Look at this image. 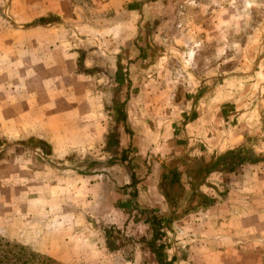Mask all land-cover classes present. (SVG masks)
<instances>
[{"label":"rangeland","instance_id":"1","mask_svg":"<svg viewBox=\"0 0 264 264\" xmlns=\"http://www.w3.org/2000/svg\"><path fill=\"white\" fill-rule=\"evenodd\" d=\"M146 2L0 0V237L33 264H264V0Z\"/></svg>","mask_w":264,"mask_h":264},{"label":"crops","instance_id":"2","mask_svg":"<svg viewBox=\"0 0 264 264\" xmlns=\"http://www.w3.org/2000/svg\"><path fill=\"white\" fill-rule=\"evenodd\" d=\"M66 1H69V0H61V2H66ZM94 2H100V3H102L103 1H107V2H111V0H93ZM144 0H112V5H115V4H118V3H124V2H128L129 4H132V3H135V2H143ZM163 1L164 0H150V2L151 3H153L154 5L153 6H155V3L157 2H161V3H163ZM148 5H149V0H147V2H146ZM146 4V5H147ZM62 5H64L65 6V3H63ZM141 5H143V4H141L140 3V9H139V11H140V15L141 14H143V8L141 7ZM145 5V6H146ZM133 7V6H132ZM132 7H130L129 8V12H131V10L133 11V8ZM146 9V8H145ZM55 10H58V9H55ZM125 11H126V9H125ZM61 12H66L65 10H63V9H61ZM144 16H145V13H144ZM152 20H155L156 22L157 21H159V15H157V14H155L154 15V17L152 16ZM143 23H144V21H142V23L141 22H139V24L137 25V28H138V30H137V32H136V34L137 33H139L140 32V30H141V28H144V26H143ZM129 26L130 27V24H127V23H125L124 24V26ZM179 96L181 97V95H180V93H177V99L179 98ZM185 108H183L182 109V111L184 110ZM186 113H188L187 111H186ZM182 119H184L185 120V118H187L186 116L185 117H181ZM180 121V120H179ZM180 124H182V125H184L183 124V121H180ZM174 130L176 129V128H173ZM181 128H178V131L180 130ZM182 129H183V127H182ZM144 131H146V128H144L143 129ZM177 131V132H178ZM179 133H180V131H179ZM144 135V134H143ZM173 136V135H172ZM151 137V136H150ZM150 137H148L149 138V140H146V138H147V136H146V134L144 135V136H142L141 135V137H139V143L138 144H143V145H145V143L146 144H149V141H151V143H150V145H152V143H153V141H152V139H150ZM180 137H183V134H181L180 135ZM228 152V150L226 151V153ZM128 157V159L130 160V162H132V164H135V163H140V162H146V160H148L147 162H150V160L149 159H147V157H146V155L143 157V156H139V155H131V156H127ZM149 168H146L145 169V172L147 173H149V170H148ZM128 170V169H127ZM135 170V169H134ZM163 170H165V169H163ZM129 175H130V177L132 178V186L136 189V188H139V185H134V183H133V181H135V177H137L138 176V174H136V173H133L130 169L128 170V172H127ZM148 184V183H147ZM150 184V183H149ZM149 184L148 185H146V186H149ZM131 186V188H133ZM143 186V185H142ZM173 198V197H172ZM174 201V200H173ZM140 202V201H139ZM108 211H109V214L110 213H112V206L108 209ZM110 234L108 235V236H106V240H107V244H108V246H109V248H112L111 247V241H112V230L110 229Z\"/></svg>","mask_w":264,"mask_h":264},{"label":"trees","instance_id":"3","mask_svg":"<svg viewBox=\"0 0 264 264\" xmlns=\"http://www.w3.org/2000/svg\"><path fill=\"white\" fill-rule=\"evenodd\" d=\"M230 155L242 154V148L231 149ZM35 254H24V248L0 237V264H33Z\"/></svg>","mask_w":264,"mask_h":264},{"label":"water","instance_id":"4","mask_svg":"<svg viewBox=\"0 0 264 264\" xmlns=\"http://www.w3.org/2000/svg\"><path fill=\"white\" fill-rule=\"evenodd\" d=\"M111 247H112V241H111Z\"/></svg>","mask_w":264,"mask_h":264}]
</instances>
